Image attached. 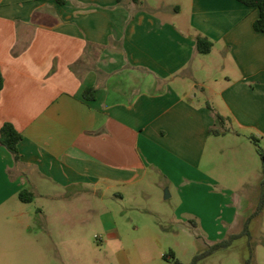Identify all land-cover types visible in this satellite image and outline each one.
I'll list each match as a JSON object with an SVG mask.
<instances>
[{"label": "crops", "instance_id": "crops-1", "mask_svg": "<svg viewBox=\"0 0 264 264\" xmlns=\"http://www.w3.org/2000/svg\"><path fill=\"white\" fill-rule=\"evenodd\" d=\"M259 15L237 0H0V129L10 122L23 135L19 163L0 144V209L34 204L16 213L37 235L26 214L66 227L73 208L134 204L138 187L169 198L221 187L200 170L204 156L243 129L264 132ZM199 36L210 53L197 50ZM209 104L230 132H210ZM101 224L119 236L115 221Z\"/></svg>", "mask_w": 264, "mask_h": 264}, {"label": "rangeland", "instance_id": "rangeland-1", "mask_svg": "<svg viewBox=\"0 0 264 264\" xmlns=\"http://www.w3.org/2000/svg\"><path fill=\"white\" fill-rule=\"evenodd\" d=\"M239 133V138L230 136L234 141L227 148L216 145L213 154L204 156L200 170L223 184L214 190L190 193L186 189L182 198H166L167 189L143 193L138 187L134 204L106 198L108 208L97 209L91 201L73 208L66 227L50 226L49 218L40 213L37 218L26 214V224L42 225L35 229L40 230L37 235L20 225L16 213L31 211L34 204L17 210L9 204L0 209V264H171L172 258H164L171 251L182 264L204 254L197 264H264V209L251 220L249 234L209 252L215 244L243 232L245 208L256 207L261 196L258 183L264 179V159L258 150L264 155V132L243 129ZM251 138L258 141V154ZM239 153L242 163L235 158ZM106 211L112 217L105 214L100 220L99 214ZM103 220L113 225L115 221L119 236L107 233Z\"/></svg>", "mask_w": 264, "mask_h": 264}, {"label": "trees", "instance_id": "trees-1", "mask_svg": "<svg viewBox=\"0 0 264 264\" xmlns=\"http://www.w3.org/2000/svg\"><path fill=\"white\" fill-rule=\"evenodd\" d=\"M237 1L255 10H259L260 15L254 22V28L258 32H264V0H237ZM57 3L63 5L67 3V0H57ZM196 45H197V50L202 54L210 53L213 47L212 42H210L207 38L201 36L197 37ZM3 87H4V77L0 68V92L3 89ZM94 91L95 89L87 90L86 96L88 95V93H94ZM209 108L212 110L216 119V128L211 129L210 132L218 136L230 132V129L228 128L229 118L224 117L223 115L215 112L214 109L210 106V104H209ZM22 139H23V135L10 122L4 123V125L0 129V144L5 146L13 154L16 163L20 162L19 144L22 141ZM251 141L253 142L254 145L258 146L257 139L251 138ZM258 151L261 157L264 159L263 153L260 150ZM34 197L35 195L32 192H30L28 189H22L19 193V198L24 203L33 202ZM263 209H264V180L262 182V192H261V199L259 205L256 211L247 219L243 232L230 236V239L226 241L224 244L222 243L215 244L214 246L211 247L209 252H213L221 248L225 244H231L235 239L241 237L242 235L249 234V224L251 220L253 219V217L259 215L263 211ZM206 255L207 254H204L202 256L197 255L193 259L191 264H197V262ZM169 257L173 259L171 264H182L180 260L176 259L175 253L173 251H171L169 254L164 256L165 259H169Z\"/></svg>", "mask_w": 264, "mask_h": 264}, {"label": "water", "instance_id": "water-1", "mask_svg": "<svg viewBox=\"0 0 264 264\" xmlns=\"http://www.w3.org/2000/svg\"><path fill=\"white\" fill-rule=\"evenodd\" d=\"M170 194H169V191L168 189L166 190V198H169Z\"/></svg>", "mask_w": 264, "mask_h": 264}]
</instances>
